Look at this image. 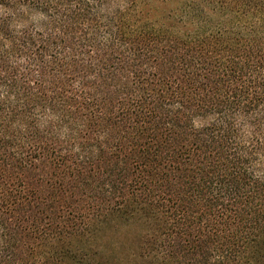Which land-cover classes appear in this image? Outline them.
I'll use <instances>...</instances> for the list:
<instances>
[{
	"label": "trees",
	"instance_id": "16d2710c",
	"mask_svg": "<svg viewBox=\"0 0 264 264\" xmlns=\"http://www.w3.org/2000/svg\"><path fill=\"white\" fill-rule=\"evenodd\" d=\"M0 264H264V0H0Z\"/></svg>",
	"mask_w": 264,
	"mask_h": 264
},
{
	"label": "rangeland",
	"instance_id": "374dc122",
	"mask_svg": "<svg viewBox=\"0 0 264 264\" xmlns=\"http://www.w3.org/2000/svg\"><path fill=\"white\" fill-rule=\"evenodd\" d=\"M118 221L111 222L106 225L102 234H101V241H110L111 238L116 234H121L122 238L128 242L129 245H134L137 242L140 234L142 233L141 227L133 226L132 228H128L127 226H122ZM119 236V235H118ZM100 242V239L97 240V243Z\"/></svg>",
	"mask_w": 264,
	"mask_h": 264
}]
</instances>
